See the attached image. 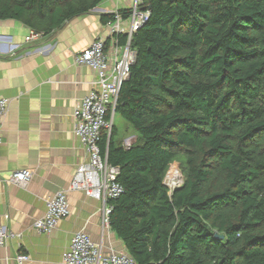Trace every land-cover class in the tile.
Wrapping results in <instances>:
<instances>
[{"label":"trees","instance_id":"obj_1","mask_svg":"<svg viewBox=\"0 0 264 264\" xmlns=\"http://www.w3.org/2000/svg\"><path fill=\"white\" fill-rule=\"evenodd\" d=\"M102 1L0 0V20L45 37ZM142 9L113 110L137 140L115 143L112 124L99 142L122 188L106 204L109 228L136 264H264V0H145ZM115 37L126 46L128 35ZM176 161L183 182L171 191L164 180Z\"/></svg>","mask_w":264,"mask_h":264},{"label":"crops","instance_id":"obj_2","mask_svg":"<svg viewBox=\"0 0 264 264\" xmlns=\"http://www.w3.org/2000/svg\"><path fill=\"white\" fill-rule=\"evenodd\" d=\"M134 5L135 0H103L90 13L30 43L25 42L29 27L0 20V98L8 100L0 127V178L18 170L32 173L25 186L0 182V227L19 235L0 247V264H62L72 237L80 232L100 245L104 255L110 250L125 253L104 225L103 202L71 190L78 167L87 162L74 133V110L95 81L94 72L75 65L74 58L97 39L107 40L110 55L115 22L104 25L101 16ZM119 25L128 34L130 20L121 19ZM109 115L114 124V112ZM136 140L132 133L119 142L128 148ZM60 191L66 192L69 215L51 232L38 233L35 221L46 212V201ZM18 255L28 261L18 263Z\"/></svg>","mask_w":264,"mask_h":264},{"label":"built area","instance_id":"obj_3","mask_svg":"<svg viewBox=\"0 0 264 264\" xmlns=\"http://www.w3.org/2000/svg\"><path fill=\"white\" fill-rule=\"evenodd\" d=\"M145 0H135L131 10L130 29L126 46L118 45L116 38L112 39L111 53H106L107 40L97 39L87 49L79 53L74 62L77 66L89 67L95 74V81L87 96L74 110V133L77 136L82 152L87 162L80 165L71 184V190L83 191L87 196L101 200L104 204V225L107 227L110 209L106 206L109 200L117 198L122 193V188L116 182L118 169L110 166L105 157L100 153L99 142L103 132L110 133L112 121L107 115L113 112L118 99L119 90L129 76L134 53L129 50L131 35L137 31L148 18V12L142 9ZM121 16L115 14V25L112 35H123L119 21ZM43 37L31 30L25 42L30 43ZM8 109V100L0 98V127ZM1 143V140H0ZM32 177L28 170L14 171L0 182L25 186ZM166 184V183H165ZM181 182H172L171 191L180 187ZM167 186V185H166ZM168 187V186H167ZM69 215V205L66 192L60 191L46 201V212L42 218L35 221L33 227L38 233H49L58 223ZM19 237L7 232L0 227V247L7 240ZM18 263L28 261L27 256L18 255ZM62 264H136L124 252L110 250L103 254L100 245L93 243L83 232L75 234L70 242L69 249L62 256Z\"/></svg>","mask_w":264,"mask_h":264},{"label":"rangeland","instance_id":"obj_4","mask_svg":"<svg viewBox=\"0 0 264 264\" xmlns=\"http://www.w3.org/2000/svg\"><path fill=\"white\" fill-rule=\"evenodd\" d=\"M114 125L116 126L117 131H118V134L116 136V141L118 142L130 137V134L132 133L136 134L134 129L128 123H126L123 119H121L119 116H116ZM175 181L177 185L179 182H181V184L183 182V177H182V173L180 169V162H177V161L172 163L169 166L168 171L165 176V180H164L168 188H171L172 182H175Z\"/></svg>","mask_w":264,"mask_h":264},{"label":"water","instance_id":"obj_5","mask_svg":"<svg viewBox=\"0 0 264 264\" xmlns=\"http://www.w3.org/2000/svg\"><path fill=\"white\" fill-rule=\"evenodd\" d=\"M134 60H135V54L133 55V57H132V64H133V62H134ZM215 237H217V236H215ZM219 239H222V237L220 236V237H218Z\"/></svg>","mask_w":264,"mask_h":264}]
</instances>
